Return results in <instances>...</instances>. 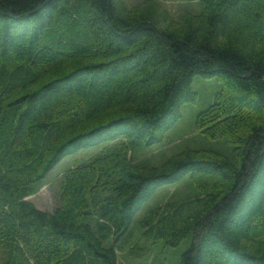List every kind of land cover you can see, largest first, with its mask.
Wrapping results in <instances>:
<instances>
[{
    "label": "trees",
    "instance_id": "obj_1",
    "mask_svg": "<svg viewBox=\"0 0 264 264\" xmlns=\"http://www.w3.org/2000/svg\"><path fill=\"white\" fill-rule=\"evenodd\" d=\"M159 1L171 0L139 11L124 0H0V264H118L137 214L188 176L198 194L150 209L145 234L178 246L193 232L181 264H264V0H198L202 11L175 27ZM83 25L90 39L74 40ZM199 77L221 81V106L238 93L235 112L249 119L239 146L222 139L237 113L204 131L202 112L211 154L132 164L196 102ZM121 138L73 173L53 214L28 199L66 157Z\"/></svg>",
    "mask_w": 264,
    "mask_h": 264
},
{
    "label": "rangeland",
    "instance_id": "obj_2",
    "mask_svg": "<svg viewBox=\"0 0 264 264\" xmlns=\"http://www.w3.org/2000/svg\"><path fill=\"white\" fill-rule=\"evenodd\" d=\"M148 1L152 0H124L129 11L134 9L136 11L145 9V4ZM158 6L160 7V11L164 10L167 13L166 16L168 20L166 23L170 22L173 27H175V24H183L185 18L199 14L203 9L202 2L198 0L159 1ZM262 20L263 27H259L256 33L261 35V38H258L260 45H258L257 48H259L260 51L263 50L262 52L264 53V46H262V39L264 38V19ZM86 28L89 31L88 25H83L81 27L77 26L74 29H70V36L73 34L72 38L74 40L80 41L78 38L81 37L82 41L86 42L90 39L88 36L83 35ZM251 37L253 39V36ZM69 40L74 42L70 37ZM71 41L69 44H72ZM25 53H28V50ZM221 84V81L218 79L196 78L194 82V89L198 93L196 102L185 104L182 107V118L169 132L164 143L154 146L144 153L140 152L136 154L135 158L131 161L132 164H137L136 166L142 169L145 165L144 163L149 162L151 165L160 164L172 155L183 150L196 149L195 152L199 155L211 154L212 149L209 147L216 146L218 141L216 137L212 139L208 138L203 140V142H206L203 144L204 146L201 145L199 142L200 129L197 123L200 114L203 112V117H200L201 120L203 118V125L206 124L203 127L204 131L212 129L213 126L217 124H220L218 129H222L227 125L225 121L231 118V116H226L225 114L237 111L239 106L237 104L238 93H233L230 90L227 93H223L224 96L221 101L224 106L217 103L218 101L214 102L218 96V92L224 89ZM112 87H115V85L113 84ZM229 106H234L235 110H229L227 113H224L223 111ZM235 113L238 114V117L233 121L236 123V129L234 128V131L227 130L229 134L228 139L222 138L226 140V146L230 151L236 146H239L238 144L241 138L246 134L245 130L249 122V119L241 115L242 109ZM216 114H218L217 117L212 119ZM231 124L232 123H229V125ZM221 136H223V134ZM124 141L128 143L126 138H121L118 141L92 149H84L77 154L66 157L59 162L48 174L47 178L36 187V191L33 195L29 196L28 199L34 202L39 209L53 214L56 208L62 206L61 196L69 182L74 179L73 173L78 170H84L85 168L89 169L96 157L102 154L104 150L113 149L115 151L121 148V142ZM104 156L105 155L102 157ZM128 156L130 158L131 151L128 152ZM195 185L194 179L188 176L178 184L171 187H163L156 192L152 199L135 217L134 224L131 227V236L128 237L123 247L117 250L118 264H181L183 253L188 250L194 241V233L191 232L178 246H170L165 239H156L154 233L150 235L145 234L147 229L142 226L141 221L152 208L161 206V211H163L168 201L176 206L189 199V197L196 196L198 192Z\"/></svg>",
    "mask_w": 264,
    "mask_h": 264
}]
</instances>
